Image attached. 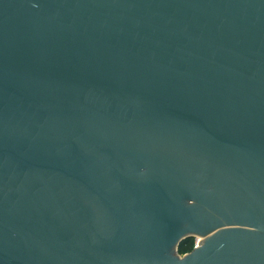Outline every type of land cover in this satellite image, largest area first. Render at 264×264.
<instances>
[{"label":"water","instance_id":"95a60500","mask_svg":"<svg viewBox=\"0 0 264 264\" xmlns=\"http://www.w3.org/2000/svg\"><path fill=\"white\" fill-rule=\"evenodd\" d=\"M0 264H264V0H0Z\"/></svg>","mask_w":264,"mask_h":264},{"label":"trees","instance_id":"16d2710c","mask_svg":"<svg viewBox=\"0 0 264 264\" xmlns=\"http://www.w3.org/2000/svg\"><path fill=\"white\" fill-rule=\"evenodd\" d=\"M194 244L193 238H187L180 242L178 246V253L179 254H184L186 252H189L192 249V246Z\"/></svg>","mask_w":264,"mask_h":264},{"label":"rangeland","instance_id":"374dc122","mask_svg":"<svg viewBox=\"0 0 264 264\" xmlns=\"http://www.w3.org/2000/svg\"><path fill=\"white\" fill-rule=\"evenodd\" d=\"M193 238H194V243H195V245H196V244L198 245V242H199L200 240L204 239L205 237L196 234V235L193 236Z\"/></svg>","mask_w":264,"mask_h":264},{"label":"flooded vegetation","instance_id":"af4514ba","mask_svg":"<svg viewBox=\"0 0 264 264\" xmlns=\"http://www.w3.org/2000/svg\"><path fill=\"white\" fill-rule=\"evenodd\" d=\"M191 238H193V237H191ZM193 240H194V238H193ZM195 247H197V244L195 245V243H194L193 246H192V249H191L190 251H192ZM190 251H189V252H190ZM186 253H188V252H186ZM186 253H184V254H186ZM184 254H180V255L182 256V255H184Z\"/></svg>","mask_w":264,"mask_h":264}]
</instances>
